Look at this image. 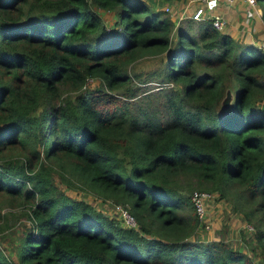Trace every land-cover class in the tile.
I'll use <instances>...</instances> for the list:
<instances>
[{"label":"trees","instance_id":"trees-1","mask_svg":"<svg viewBox=\"0 0 264 264\" xmlns=\"http://www.w3.org/2000/svg\"><path fill=\"white\" fill-rule=\"evenodd\" d=\"M163 2L0 0V264H264V43ZM195 190L235 241L199 235Z\"/></svg>","mask_w":264,"mask_h":264},{"label":"rangeland","instance_id":"rangeland-1","mask_svg":"<svg viewBox=\"0 0 264 264\" xmlns=\"http://www.w3.org/2000/svg\"><path fill=\"white\" fill-rule=\"evenodd\" d=\"M145 1L147 2L148 0H145ZM260 4L263 5L264 1H262ZM108 17L111 18V22H113L114 16H112V13H108ZM186 20L187 18H184L183 20H181L179 25L186 26L185 24ZM55 183L60 188L70 193L73 197L85 198L87 201L95 200V203L100 204L99 205L100 207L104 206V208L106 209L105 212L111 213V214L115 213L114 207L111 208V205L109 203H105L106 201L102 200L101 198H98L89 192H85L84 190H79L74 187H68L66 186V184L60 182L58 178L55 179ZM229 207H230V204L228 203V201L219 199L217 197V193H212V197L208 201L207 208H206L207 209L206 217L203 222L204 227L199 230V235L201 237H205V238H209L210 240H213V239H218V237H221V231H222L224 235H226L230 240L232 238V240L235 241L236 240L235 233L237 231L235 227L238 228L242 224L240 221L239 214L232 213ZM5 209L7 208H3V210ZM10 222H13V220H11ZM10 229L14 232L19 231L17 227H14V228L12 227V228L7 229V232L11 231ZM7 232L3 233L2 236H0V241L1 242L3 241V243L6 242L7 245H9V246H6V248L8 250L13 251L14 249L10 247L11 246L10 242L12 241L11 234H6ZM239 244L243 246L244 242L240 241Z\"/></svg>","mask_w":264,"mask_h":264},{"label":"crops","instance_id":"crops-1","mask_svg":"<svg viewBox=\"0 0 264 264\" xmlns=\"http://www.w3.org/2000/svg\"><path fill=\"white\" fill-rule=\"evenodd\" d=\"M198 2V0H172L169 3L172 20L176 21V16L183 11L187 15L191 14ZM257 8L259 11H256V7L242 0H235L229 4L224 0H218L214 13L219 14L225 20V26L222 30L224 33L234 39L259 45L264 43V22L261 19L262 8L258 3Z\"/></svg>","mask_w":264,"mask_h":264},{"label":"built area","instance_id":"built-area-1","mask_svg":"<svg viewBox=\"0 0 264 264\" xmlns=\"http://www.w3.org/2000/svg\"><path fill=\"white\" fill-rule=\"evenodd\" d=\"M171 1L172 0H164L162 5V9L164 10V12L171 13V7L169 4ZM198 1L199 2L196 3L191 14L187 15L185 11H183L179 15H177L176 21H174L175 24H178L184 18H191L196 21L202 19H210L212 25L216 29L222 31L225 26V20L219 14L214 13V9L218 4V0H198ZM224 1L229 4L234 2L235 0H224ZM242 1L246 2L251 6L256 7V11H259V9L257 8V0H242ZM211 197H212V193L201 190H195L190 194V200L193 203L196 212L200 218L205 215L206 202L210 200ZM114 210H115V214L122 220L124 224L131 227L135 226L134 217L121 204H115Z\"/></svg>","mask_w":264,"mask_h":264},{"label":"water","instance_id":"water-1","mask_svg":"<svg viewBox=\"0 0 264 264\" xmlns=\"http://www.w3.org/2000/svg\"><path fill=\"white\" fill-rule=\"evenodd\" d=\"M231 102V93L229 90L225 93V95L221 99V105L224 107H228Z\"/></svg>","mask_w":264,"mask_h":264}]
</instances>
